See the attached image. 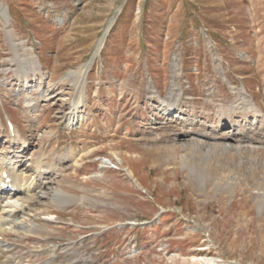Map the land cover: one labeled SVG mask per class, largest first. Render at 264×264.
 I'll list each match as a JSON object with an SVG mask.
<instances>
[{
    "label": "rangeland",
    "instance_id": "374dc122",
    "mask_svg": "<svg viewBox=\"0 0 264 264\" xmlns=\"http://www.w3.org/2000/svg\"><path fill=\"white\" fill-rule=\"evenodd\" d=\"M0 6L8 19L0 13V80L9 84L0 82L1 151L10 135L2 130L7 114L33 145L30 166L42 153L47 166L62 172L54 188L95 200L61 212L53 204L36 209L51 237L32 245L23 235H0V263L8 249L16 261L28 252L21 264L48 258L53 264H264L258 227L264 220L251 223L252 211L236 226L252 205L248 193L239 186L200 196L179 164L173 178L161 148L178 127L156 111L176 56L185 115L201 123L215 119L216 105L232 104L236 88L261 111L258 133L264 134V0H0ZM16 52L36 56L45 88L56 84V96L33 116L23 105L26 94L11 91ZM85 66L79 110L86 123L67 129L75 89L63 77ZM67 151L72 161L55 158Z\"/></svg>",
    "mask_w": 264,
    "mask_h": 264
},
{
    "label": "bare ground",
    "instance_id": "6f19581e",
    "mask_svg": "<svg viewBox=\"0 0 264 264\" xmlns=\"http://www.w3.org/2000/svg\"><path fill=\"white\" fill-rule=\"evenodd\" d=\"M0 10L3 20L7 22L4 10ZM21 46L24 51L32 50L25 48L23 43ZM17 52L13 57L17 66L14 68L16 71L14 82L10 84L11 91L16 97L22 93L26 94L23 105L33 116L41 103H47L56 96L52 91L56 84H47L48 87L45 88L43 85L47 80L45 81L46 78L41 73L36 56L34 54L31 56V52L24 54ZM176 59L175 56L171 61L172 80L167 89V96L161 97L156 108L164 120L174 119L178 127V131L171 133L167 139L170 144L163 145L164 147L161 148L165 153L161 161H164L166 168L172 166L173 178L177 175L175 166L179 164L183 169L187 185L200 196L206 194L215 196L217 192L234 193L235 188L240 186L242 193H248L247 197L250 198L252 205L240 210L241 219L237 221L236 226L242 227L245 219L253 215L252 211L256 212L257 218H252L251 223L254 219L264 220V134L258 133V126L263 124V115L258 116L261 111L241 90L231 88L235 94V101L229 105L217 104L215 119L201 123L194 120L195 116L185 115L184 106L181 103L183 93L176 81L178 68ZM10 68L12 66L2 71L6 73ZM88 68L85 66L69 71L63 77V79H71L75 89L70 110L64 115L67 129L77 128L86 123V118L80 108L86 99L84 82ZM0 82L8 84L5 83L6 78ZM35 91L37 96H34ZM249 114L252 115L251 121L247 119ZM215 123L216 125H213ZM241 123L242 126H240ZM206 124H211V126ZM11 125L12 128L7 129L10 134L6 141L7 150L2 152L0 148V235H23L25 239L34 240L32 245H37L43 239L44 234H49L51 228L45 225L46 223L43 224L42 220L35 218L36 214L33 212L36 209L53 204L55 209L61 212L68 206L78 205L92 199L84 195H68L62 189L54 188L51 182L62 172L58 171L56 165L47 166L44 162L46 156L40 152L34 158L33 166H30L32 160L29 152L33 145L22 138L14 123ZM243 126H249V129L245 131ZM0 127L2 128V125ZM197 127L200 129H196ZM155 139H158V135ZM69 151L55 158L60 159L61 162L63 160V163L72 161ZM77 160L73 163L76 164ZM61 162L58 165H62ZM31 168L32 172L27 174ZM7 177L10 179L8 183L13 186L12 190L2 188V183ZM252 187L256 190V195H252ZM245 199H247L246 196L244 201ZM249 221H246L247 226L251 224ZM258 227L264 228V224ZM6 251L7 260L0 264H21L20 260L29 257L27 252L16 261L13 259L15 253L8 249ZM41 264H53V260L48 258Z\"/></svg>",
    "mask_w": 264,
    "mask_h": 264
}]
</instances>
